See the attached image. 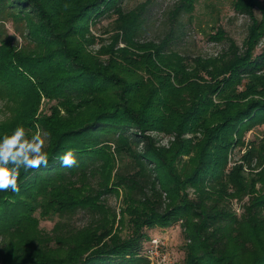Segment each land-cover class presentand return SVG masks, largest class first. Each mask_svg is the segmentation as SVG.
I'll use <instances>...</instances> for the list:
<instances>
[{
  "label": "trees",
  "instance_id": "obj_1",
  "mask_svg": "<svg viewBox=\"0 0 264 264\" xmlns=\"http://www.w3.org/2000/svg\"><path fill=\"white\" fill-rule=\"evenodd\" d=\"M124 1L0 0V137L41 129L49 155L0 192V264H151L146 231L179 223L184 264H264V131L246 141L264 126V0H233L247 36L239 47L218 28L229 44L208 59L171 47L197 0L179 1L160 41L141 40L151 1ZM112 16L111 45L92 51ZM69 148L78 166L62 168Z\"/></svg>",
  "mask_w": 264,
  "mask_h": 264
},
{
  "label": "rangeland",
  "instance_id": "obj_2",
  "mask_svg": "<svg viewBox=\"0 0 264 264\" xmlns=\"http://www.w3.org/2000/svg\"><path fill=\"white\" fill-rule=\"evenodd\" d=\"M151 1L148 10L146 11L145 29L141 36L142 41H160L172 27V20L170 12L180 0H125L124 7L127 10L137 8L140 4ZM185 14L181 17L180 22L185 24L180 36L174 40L171 47L180 52L182 55L189 57L202 56L204 59L218 57L228 47V41H215L211 39L218 28L224 30L227 38L233 39L239 47H242L243 42L247 36V26L249 19L237 13L233 7V0H197L195 11L191 15ZM257 16H260L257 12ZM115 16L103 19L97 26L93 27L92 32L99 39L96 44L91 46V50L97 52L101 50L103 45H111L113 37L116 35L114 28ZM181 29V28H180ZM264 45V41L259 47V51ZM125 44L120 41L119 47H124ZM50 105L45 103L43 108L46 110ZM9 107L0 100V119L4 120ZM262 131L264 126L252 130L246 136L247 143L262 138ZM158 137L157 144L161 147H170L173 142V137L167 134H153ZM246 152V147L242 150L237 149L232 156L233 160H239L241 155ZM121 199L111 196L108 204L114 208H119ZM119 211V210H118ZM72 223L77 227H83L88 221L83 214H77L71 218ZM58 218L54 220H41L40 227L50 231ZM150 239L146 242L148 248L144 252L151 264H184L185 251L184 245L186 243L184 231L180 223L170 228H152L146 231ZM153 239L158 242V249L153 244ZM5 242L2 246H5ZM151 252V254H150Z\"/></svg>",
  "mask_w": 264,
  "mask_h": 264
},
{
  "label": "clouds",
  "instance_id": "obj_3",
  "mask_svg": "<svg viewBox=\"0 0 264 264\" xmlns=\"http://www.w3.org/2000/svg\"><path fill=\"white\" fill-rule=\"evenodd\" d=\"M46 148L47 133L41 129L29 135V130L18 125L11 134L0 137V192L20 191L21 169L27 172L47 168L49 155ZM59 163L62 168L78 166L76 149H67L59 157Z\"/></svg>",
  "mask_w": 264,
  "mask_h": 264
},
{
  "label": "built area",
  "instance_id": "obj_4",
  "mask_svg": "<svg viewBox=\"0 0 264 264\" xmlns=\"http://www.w3.org/2000/svg\"><path fill=\"white\" fill-rule=\"evenodd\" d=\"M152 241H153V244H155V246H156V248H154V249L157 250V249H158V246H157V245H158V242H157L155 239H153ZM152 246H153V245H151V246H149V247H151V249H152ZM150 254H151V252H150Z\"/></svg>",
  "mask_w": 264,
  "mask_h": 264
}]
</instances>
